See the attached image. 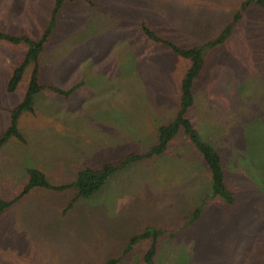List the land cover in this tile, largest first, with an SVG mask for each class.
Wrapping results in <instances>:
<instances>
[{"label": "rangeland", "instance_id": "1", "mask_svg": "<svg viewBox=\"0 0 264 264\" xmlns=\"http://www.w3.org/2000/svg\"><path fill=\"white\" fill-rule=\"evenodd\" d=\"M91 1L64 2L39 55L41 85L79 87L68 96L42 89L34 112L21 114L25 142L11 137L0 147L4 199L20 191L28 168L62 184L84 166L145 152L158 127L174 119L190 62L150 40L141 23L180 47L198 46L244 0ZM54 3L0 0V30L37 40ZM26 50L24 42L0 41V134L28 86L31 66L7 91ZM193 95L187 117L220 152L234 205L207 196L209 169L180 131L163 154L115 171L66 212L73 189H31L2 215L0 264H145L149 239L123 251L147 228L162 230L152 264H264V9L241 11L230 35L207 53Z\"/></svg>", "mask_w": 264, "mask_h": 264}, {"label": "trees", "instance_id": "2", "mask_svg": "<svg viewBox=\"0 0 264 264\" xmlns=\"http://www.w3.org/2000/svg\"><path fill=\"white\" fill-rule=\"evenodd\" d=\"M66 1L73 0H55L49 23L43 30L40 38L37 40L32 39L27 35L10 34L0 30V41L4 40L11 43L24 42L25 44H27V50L24 53L21 62L13 69L11 78L7 85V91L13 92L16 89L27 67L31 66L32 69L24 97L11 109L9 124L6 129L0 134V147L7 143V141L11 137L17 139L20 142H25V138L18 127V120L22 113L34 112L35 95L38 92H40L42 89H49L54 93L68 96L73 91H75L76 88L79 87V84H76L68 89H60L53 86H44L39 82L38 58L40 53L43 51L45 43L48 41L53 29L55 28L58 13L62 5ZM84 1L89 3V5L93 4L91 0ZM252 4H255L264 9V0H244L241 3V11L245 10ZM241 11L234 12L230 21L227 22V24L215 38L208 40L201 45L192 46L189 48L180 47L172 41L162 38L153 30H151L145 23H141V29L143 33L150 40L166 45L174 54L188 59L190 62L189 67L185 70L180 81L179 107L174 119L168 124L158 127L155 143L150 146L145 152L129 153L123 158L121 162L117 164L106 162L98 168L84 166L77 171L74 179L70 182L53 184L48 181L46 174L43 171L37 168H28L27 181L22 186L20 191L15 196L9 199L0 197V223L2 215L6 209L19 202L21 198L25 196L31 189L37 187L58 192L67 189H73L75 191V194L64 208V212H66L79 198H86L96 193L105 184L107 178L115 171L125 168L127 165L138 160L150 159L154 156L163 154L165 151H167L170 141L180 131H182L187 136L192 145L200 153L203 161L206 163L209 169L211 183L210 191L207 196L219 197L225 203L234 205V203H236V197L233 190L226 184V171L220 152L214 147L211 142L201 137L199 131L187 117V112L193 105L194 82L199 77V74L205 64L207 53L210 50L214 49L217 45L223 43L227 36L230 35L234 25L241 18ZM201 211V206L196 207L190 214L187 224H193L199 217ZM161 235L162 230L157 228H147L145 231L132 236L129 239L128 245L123 252L128 253L139 239H149L150 244L144 253L143 261L145 264H152L157 252L158 238ZM119 260L120 258H111L107 260L105 264H116Z\"/></svg>", "mask_w": 264, "mask_h": 264}]
</instances>
